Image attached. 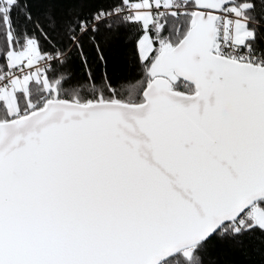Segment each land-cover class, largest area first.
<instances>
[{
	"label": "snow or ice",
	"instance_id": "snow-or-ice-1",
	"mask_svg": "<svg viewBox=\"0 0 264 264\" xmlns=\"http://www.w3.org/2000/svg\"><path fill=\"white\" fill-rule=\"evenodd\" d=\"M0 264H264V0H0Z\"/></svg>",
	"mask_w": 264,
	"mask_h": 264
}]
</instances>
